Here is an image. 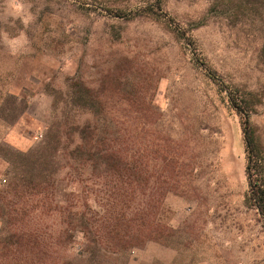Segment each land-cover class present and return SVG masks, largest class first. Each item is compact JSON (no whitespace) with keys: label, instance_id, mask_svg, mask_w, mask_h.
I'll return each mask as SVG.
<instances>
[{"label":"rangeland","instance_id":"rangeland-1","mask_svg":"<svg viewBox=\"0 0 264 264\" xmlns=\"http://www.w3.org/2000/svg\"><path fill=\"white\" fill-rule=\"evenodd\" d=\"M76 89L98 110L69 108ZM6 93L27 105L0 127V264H264L243 120L264 183V0H0ZM68 109L66 131L109 124L120 170L78 168L73 143L16 159Z\"/></svg>","mask_w":264,"mask_h":264},{"label":"trees","instance_id":"trees-1","mask_svg":"<svg viewBox=\"0 0 264 264\" xmlns=\"http://www.w3.org/2000/svg\"><path fill=\"white\" fill-rule=\"evenodd\" d=\"M147 8L152 9L150 7ZM118 14L120 15V12H118ZM230 99L233 108L239 114L244 115V110H246L248 101L242 96L237 98L231 96ZM91 100L92 94L84 89L70 90L67 95L66 105L69 108L76 106V109L88 110L92 112L98 110L91 104ZM25 105H27V100H25V98H21L19 101H16V95L14 94L6 93L2 95V100L0 102V127L9 126L15 122V120L18 119L22 113L18 106L24 107ZM68 111L69 109L62 111V119L51 120L44 125L42 139L36 146L31 147L26 151L13 150V154L17 156L16 159H19L20 162L23 161V164H25V160L28 159V157L34 152H37V154L49 155L47 153H51L53 150H58L60 144H62L61 147L68 148L69 144L73 143L72 150L69 151V154L78 168L81 169L88 166L96 171H104L103 173L120 170L123 163L121 158L113 149V144L117 142V136H108L110 130L109 124H92L91 122H85L78 126H70L66 131L64 128ZM64 118L65 121L63 120ZM243 120L245 128L247 127L245 129V151L247 156L245 173L248 182L246 200L257 210L264 224V183L254 176L257 165L262 156L259 154L260 152L257 149V143L254 136H252L251 132L248 130L249 124L247 122V118L245 117ZM75 131L78 132V142H73V139L70 137ZM61 136H67V138H65V140H61ZM50 163L51 162L48 160H41L37 163V168L39 169L38 172H45V170L55 165ZM15 164L16 161L12 162L7 160L6 169L8 171L12 170ZM17 174L24 179L29 177L27 172L24 170L17 171ZM44 176L45 174L42 175V177ZM13 178L14 176L11 177V180ZM11 187L12 184L9 182L5 188L0 187V192H3L5 189L12 190ZM78 221L77 225H80V227L84 225L82 217ZM74 230L75 228L73 224L69 226L66 229L68 236L73 235ZM85 250L87 251L85 252L86 257L81 261H90L91 256H94L95 254V250L91 247H89V249L85 248ZM74 258L75 257H72L70 260H74Z\"/></svg>","mask_w":264,"mask_h":264},{"label":"crops","instance_id":"crops-1","mask_svg":"<svg viewBox=\"0 0 264 264\" xmlns=\"http://www.w3.org/2000/svg\"><path fill=\"white\" fill-rule=\"evenodd\" d=\"M7 143H9L10 145H12L13 146V144H11L10 142H7ZM8 144V145H9ZM15 144H17V145H20L21 144V142H18V143H15ZM14 147V146H13ZM13 151V150H12Z\"/></svg>","mask_w":264,"mask_h":264},{"label":"built area","instance_id":"built-area-1","mask_svg":"<svg viewBox=\"0 0 264 264\" xmlns=\"http://www.w3.org/2000/svg\"><path fill=\"white\" fill-rule=\"evenodd\" d=\"M3 182H5V179H2Z\"/></svg>","mask_w":264,"mask_h":264}]
</instances>
